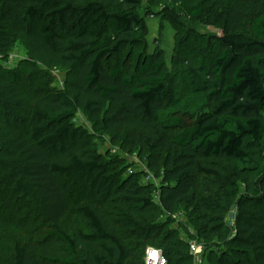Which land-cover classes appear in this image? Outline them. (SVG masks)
<instances>
[{"label":"trees","instance_id":"obj_1","mask_svg":"<svg viewBox=\"0 0 264 264\" xmlns=\"http://www.w3.org/2000/svg\"><path fill=\"white\" fill-rule=\"evenodd\" d=\"M163 1L0 0V99L21 93L19 75L2 65L22 36L31 63L68 67L79 84L39 91L30 133L13 132L11 150L2 145L0 189L37 200L47 230L14 235L0 264H144L149 246L162 249L169 264H194L190 240L160 221L178 210L200 224L191 237L204 246L208 264H264V196L241 197L231 226L219 166L236 160L264 172V157L256 163L245 147L252 141L264 148V0L222 20L218 51L209 63L187 68L188 92L180 96L166 80L161 49L133 53L135 45L147 46L141 6ZM181 9L201 18L204 4L181 2ZM248 11L249 30L240 31ZM124 48L133 55L130 69L110 67ZM79 111L93 133L74 123ZM183 113L196 122L184 124ZM97 133L145 154L147 169L115 171Z\"/></svg>","mask_w":264,"mask_h":264},{"label":"rangeland","instance_id":"obj_2","mask_svg":"<svg viewBox=\"0 0 264 264\" xmlns=\"http://www.w3.org/2000/svg\"><path fill=\"white\" fill-rule=\"evenodd\" d=\"M181 2H185L190 7L203 3L202 17L187 16L181 9ZM249 3L250 0H167L152 7L148 2H144L141 8L145 14L148 30L147 46L142 48L141 45H135L133 53L140 49H146L148 53L161 49L168 66L166 80L173 84V89L175 87L178 96L184 95L188 92L187 68L201 67L209 63L211 55L218 51L219 36L223 35L222 20L231 12H239L242 8L249 10ZM250 16L251 13L248 11L243 19L244 28H240V31L249 30ZM213 29H216V32ZM127 50L124 48L120 54L110 58L108 65L129 70L133 55H129ZM32 59L30 47L22 36L10 52L8 61L2 65L3 70L9 75L15 73L19 75L17 86L21 93L9 102L4 97L0 99V150L3 144L7 145L6 150L7 148L11 150L8 146L16 137L13 132L21 130L27 134L30 133L31 107L39 91L79 86L75 73L68 67L48 65L39 60L31 63ZM169 105V101H165V106ZM181 117L186 125H192L197 119L189 113H183ZM73 121L76 125L94 132L92 123L83 112L79 111ZM95 137L98 149L110 155L112 167L121 175L147 169L145 154L123 150L121 144L113 140L108 133H97ZM245 147L256 163L263 159L264 148L252 141H248ZM219 166L223 168L222 183L226 193L222 207L229 204L225 220L232 226L238 213L237 203L241 197L264 196V172L259 176L254 170L242 169L241 164L236 160L221 162ZM262 166L264 168V162ZM142 180L149 181L148 176ZM151 180L158 182L155 178ZM7 203L11 205V208L7 206ZM19 208L22 210L20 211ZM11 209L18 213L15 218H12ZM41 216H43V208L37 200L19 198V195L14 194L10 189H0V259L7 254L14 235L27 238L46 232L47 225L43 222V218L39 219ZM192 218L190 213L178 210L170 217L165 215L160 221L165 223V231H172L178 237L191 240L200 225ZM25 222L30 226L28 229L22 228ZM212 223L215 222L212 220ZM39 228L42 230L40 231ZM206 261L205 259L203 264H208Z\"/></svg>","mask_w":264,"mask_h":264},{"label":"built area","instance_id":"obj_3","mask_svg":"<svg viewBox=\"0 0 264 264\" xmlns=\"http://www.w3.org/2000/svg\"><path fill=\"white\" fill-rule=\"evenodd\" d=\"M148 179L150 180L151 177L148 176ZM189 250L193 256L194 264H203L205 260L204 246L197 242L196 239L190 240ZM144 264H169V262L162 249L156 246H149L145 252Z\"/></svg>","mask_w":264,"mask_h":264},{"label":"water","instance_id":"obj_4","mask_svg":"<svg viewBox=\"0 0 264 264\" xmlns=\"http://www.w3.org/2000/svg\"><path fill=\"white\" fill-rule=\"evenodd\" d=\"M216 32V29H213Z\"/></svg>","mask_w":264,"mask_h":264}]
</instances>
